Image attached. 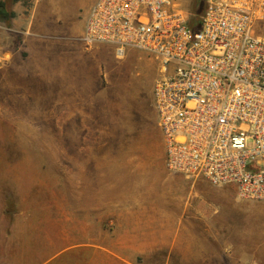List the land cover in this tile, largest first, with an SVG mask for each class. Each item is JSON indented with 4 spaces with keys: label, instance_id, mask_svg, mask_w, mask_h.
<instances>
[{
    "label": "rangeland",
    "instance_id": "374dc122",
    "mask_svg": "<svg viewBox=\"0 0 264 264\" xmlns=\"http://www.w3.org/2000/svg\"><path fill=\"white\" fill-rule=\"evenodd\" d=\"M5 1L0 252L28 264L53 255L49 264H264V200L166 169L156 62L136 49L117 57L107 44L85 51L87 73L61 76L59 42L82 51L77 35L94 0H21L17 25L9 12L18 0Z\"/></svg>",
    "mask_w": 264,
    "mask_h": 264
},
{
    "label": "built area",
    "instance_id": "2783aa9c",
    "mask_svg": "<svg viewBox=\"0 0 264 264\" xmlns=\"http://www.w3.org/2000/svg\"><path fill=\"white\" fill-rule=\"evenodd\" d=\"M264 0H94L81 40L146 53L164 165L264 200Z\"/></svg>",
    "mask_w": 264,
    "mask_h": 264
},
{
    "label": "crops",
    "instance_id": "0c3cea01",
    "mask_svg": "<svg viewBox=\"0 0 264 264\" xmlns=\"http://www.w3.org/2000/svg\"><path fill=\"white\" fill-rule=\"evenodd\" d=\"M11 12L14 14L12 15V19L11 22H13L15 25L19 24L22 21V17H25L24 15V8L23 5L21 4V0H18L16 3L12 4L11 6ZM81 35H82V30L81 33L79 35H77V38L82 42L81 40ZM84 48L82 49V51L79 48H74L73 46H71L70 44H65V42L63 40H61L59 42L60 47L62 48V56L59 58V63L62 64L61 65V76L66 75L68 78H70L71 76L74 77H78V73L79 71H83L85 73H87L88 68L90 66V59L91 57L87 56L86 54V50H91L92 48H95V51L100 50L99 48H101V46H107L106 43H95L91 46H86L83 42H82ZM100 44V45H98ZM109 47H112V45H110ZM88 57V58H87ZM23 71L20 70H15L14 73H11L10 76V80L12 84H15L17 82L13 81V80H17L19 78H22ZM80 77V76H79ZM61 100V99H60ZM7 237V234L4 235L3 242H2V246L6 247V240L5 238ZM14 256L12 254H5L0 252V264H28V257H25V259L23 260L22 255H20L18 257V259L14 260L13 259ZM56 256H48L47 258L41 260V264H49L53 261H55Z\"/></svg>",
    "mask_w": 264,
    "mask_h": 264
},
{
    "label": "trees",
    "instance_id": "16d2710c",
    "mask_svg": "<svg viewBox=\"0 0 264 264\" xmlns=\"http://www.w3.org/2000/svg\"><path fill=\"white\" fill-rule=\"evenodd\" d=\"M203 2L204 0H191V2L188 5V8L191 12L198 14L201 12L203 9ZM6 1L5 0H0V14L3 13V7L5 6ZM11 15L13 14L12 12H9Z\"/></svg>",
    "mask_w": 264,
    "mask_h": 264
},
{
    "label": "bare ground",
    "instance_id": "6f19581e",
    "mask_svg": "<svg viewBox=\"0 0 264 264\" xmlns=\"http://www.w3.org/2000/svg\"><path fill=\"white\" fill-rule=\"evenodd\" d=\"M118 57H122V56H118ZM116 91V90H115ZM117 95H120V94H118V93H116ZM119 98V97H118ZM4 109V108H3ZM12 109V108H11ZM11 109L10 108H7L5 111L7 112V113H10L11 112ZM38 111H40V107H39V105H38V109L35 111L36 113L38 112ZM34 117H36V115L35 114H27L26 115V118L27 119H33ZM15 118V117H14Z\"/></svg>",
    "mask_w": 264,
    "mask_h": 264
}]
</instances>
